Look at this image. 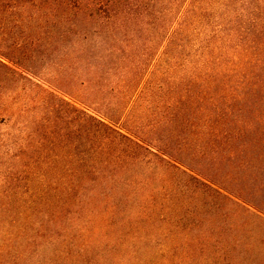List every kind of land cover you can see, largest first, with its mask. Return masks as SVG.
I'll return each instance as SVG.
<instances>
[{"label": "rangeland", "instance_id": "374dc122", "mask_svg": "<svg viewBox=\"0 0 264 264\" xmlns=\"http://www.w3.org/2000/svg\"><path fill=\"white\" fill-rule=\"evenodd\" d=\"M95 2L86 0L70 23L26 27L22 47L12 48L11 59L23 63L26 73L22 82L13 79L0 92V140L5 141L0 143V190L35 189L28 174H13L24 166L31 174L68 177L59 188L113 193L103 196L100 208L89 207L83 217L87 225L77 224L86 225L91 253L130 256L132 264H264V0H201L193 67L185 55L184 0H133L144 8L113 15L105 7L96 9ZM65 13L53 7L44 12L45 18L62 21ZM29 37L35 38L33 46ZM193 71L205 73L206 84H220L208 95L221 106L211 104L199 112L221 110L225 117L206 126L198 144L190 129L184 130L192 148L184 146L180 156L190 158L199 150L207 174L234 189L218 194L202 184L188 186L182 176L169 177L155 166L149 176L136 164L126 168L122 163V171L108 173L100 184L92 182L84 107L98 102L109 112L120 109L121 125L147 132L151 127L141 96H168L174 79L180 86L186 72ZM32 82L64 103L36 107L40 91ZM129 84L135 86L129 89ZM125 92L138 93L137 111L128 115L113 99ZM156 99L152 108L147 106L155 113L164 108ZM72 100L81 103L77 112ZM5 107L9 115L1 111ZM51 129L56 138L52 146L46 137ZM169 135L158 132L153 138ZM49 158L54 168L34 163ZM162 187L168 190L165 199ZM176 192L180 202L173 197Z\"/></svg>", "mask_w": 264, "mask_h": 264}, {"label": "trees", "instance_id": "16d2710c", "mask_svg": "<svg viewBox=\"0 0 264 264\" xmlns=\"http://www.w3.org/2000/svg\"><path fill=\"white\" fill-rule=\"evenodd\" d=\"M85 1L0 0L1 93L7 88L8 82L13 81V79L17 83L24 80L23 74L26 73L23 71L25 69L24 64L13 62L11 59L12 48L19 51L22 47V31L26 27L36 28L42 24L70 23L73 21L71 14L76 17V14L82 10ZM95 1L94 7L98 10L105 7L109 15L117 14L120 11L126 10L128 13L144 8L143 4L142 6L134 4L133 0ZM184 2L181 25L184 27V38L187 46L185 55L188 57V61H186L189 62V66L193 67L190 59L198 54L201 0H184ZM51 7L53 10L60 9V11L66 12L61 14L62 19L65 20L54 18L51 14V18H45L44 12ZM29 39L30 45L33 46L35 38L29 37ZM197 74L194 71L193 73L186 72V78L180 79L182 81L180 86L175 78L173 84L170 85V91L166 94L168 96L163 98H157L155 92L141 96V99L146 103L143 107L148 112L147 116L151 127L147 132L139 130L140 126L121 125L122 118L118 116L121 113L120 109L109 112L110 110H104L102 106L100 107L98 102L88 105L89 107H84L90 137L87 166L92 182L100 184L101 181H106L108 173L122 171L124 168L119 165L122 163L126 168H132L136 164L139 169L142 167L149 172V176L153 174L152 170L155 166V171H161L169 177L182 176L185 183H189L188 186L195 187L202 184L205 185L202 187L218 194H228L227 191L234 189L231 184L212 179V176L207 174L208 171L202 166L201 160L204 158L200 157L199 150L190 158L180 156V151L184 149V146L189 149L192 148V142L185 143L184 130L190 129L191 135L194 136L197 140L196 144H198L203 136V129L208 125L211 126L210 124L214 122L216 124L221 123L225 117L220 113L221 110L218 113L214 111L210 115H205L204 110L199 112L200 108H207L211 104L213 107L221 106L208 95V92L218 91L217 87L220 84H206L204 82L206 74L202 73L200 76H196ZM30 76L37 81L35 76ZM198 78L200 83L195 82ZM223 85L220 86V92H223ZM32 86L40 91L36 93V98H38L34 101L38 104L36 107L42 106L43 102H47V104L64 103V100L59 99L54 92L43 90L39 84L32 82ZM134 86V84H129L128 88ZM137 94L125 92L123 95L113 97V99L116 101L117 108L123 104L122 111L125 114L127 112L132 114L134 110L137 111V107L133 106L136 104ZM179 96L183 98H178ZM152 97L153 100L150 101ZM155 99L158 100L154 102L156 105L160 104L164 107L158 109L157 113L148 109L152 108L150 104ZM73 103L74 112H77L76 106H81V103L78 100H74ZM1 111L7 115L11 112L6 107ZM153 115L156 118L158 116V120ZM9 117H12L9 119L13 120L14 116L11 114ZM50 122L52 120H49V124ZM171 127L173 128L171 129ZM167 131L170 133V137L167 136L166 140L153 138L154 134L158 132L162 134ZM225 135L227 136L225 139L229 140L228 133ZM46 137L51 146L56 143L52 129L51 131L48 130ZM2 142L5 141L0 140V143ZM34 163L38 166L54 168V161L51 158L37 160ZM22 168L24 169L22 172L13 174H19V176L28 174L26 177L31 178V182L36 183L37 186L35 189L29 188L27 191L0 190V264H125V260H128L130 264L133 263L134 259L130 256L91 253V239L84 238L86 225L89 223V221L86 223L83 220L84 214L89 213V207L97 206L100 208L103 203V196L105 200L111 197L113 193L101 192L98 189L59 188V182H68V177H61L52 173L31 174L27 168L24 166ZM180 168L185 169L183 172H177V169L180 170ZM18 180L21 179L14 181ZM153 191L155 190L151 189V192ZM161 191L165 199L168 190L162 187ZM173 197L180 202L177 192ZM24 199L27 201H23ZM151 199L154 201V196ZM236 202L240 203V201ZM103 212H105V207L96 214L99 217ZM91 213L93 214L92 210ZM89 217L92 218V215ZM81 221L85 222L86 225H77Z\"/></svg>", "mask_w": 264, "mask_h": 264}]
</instances>
